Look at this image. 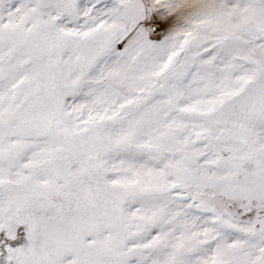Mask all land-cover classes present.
I'll use <instances>...</instances> for the list:
<instances>
[{"label": "snow or ice", "instance_id": "6c2138e0", "mask_svg": "<svg viewBox=\"0 0 264 264\" xmlns=\"http://www.w3.org/2000/svg\"><path fill=\"white\" fill-rule=\"evenodd\" d=\"M0 233V264H264V0H0Z\"/></svg>", "mask_w": 264, "mask_h": 264}, {"label": "rangeland", "instance_id": "374dc122", "mask_svg": "<svg viewBox=\"0 0 264 264\" xmlns=\"http://www.w3.org/2000/svg\"><path fill=\"white\" fill-rule=\"evenodd\" d=\"M2 238H4V234L0 233V239H2ZM26 242H27L26 241V233L23 230V226H21L17 230V239L15 241H8V243H10L13 247L22 246Z\"/></svg>", "mask_w": 264, "mask_h": 264}]
</instances>
